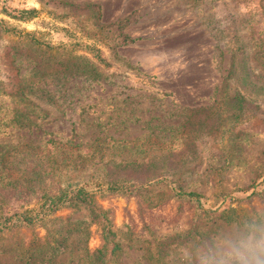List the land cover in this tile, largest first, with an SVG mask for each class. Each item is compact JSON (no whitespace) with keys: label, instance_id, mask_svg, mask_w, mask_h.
<instances>
[{"label":"rangeland","instance_id":"1","mask_svg":"<svg viewBox=\"0 0 264 264\" xmlns=\"http://www.w3.org/2000/svg\"><path fill=\"white\" fill-rule=\"evenodd\" d=\"M7 5L38 15L17 21L0 4V162H15L14 147L21 151V145L39 151L78 145L73 158H58L53 179L62 187H86L111 211L123 232L116 264H149L143 243L155 237L171 243L164 264H197V254L189 242L172 239L189 206L164 195L165 185L137 198L102 192L108 161L148 162L151 149L170 150L172 188L200 195L206 209L237 211L238 222L220 228L214 240L264 220V89H257L264 86V58L256 55L264 32L252 35V29L264 28V0H7ZM111 39L113 50L107 45ZM89 48L103 51L109 65L99 66L104 78L98 82L72 72L83 57L98 66ZM247 55L246 73L256 88L246 94L241 118L223 104L216 123L207 115L217 113L209 110H216L217 90L225 83L228 94L245 88L247 81L235 82L229 72ZM195 107L206 110L194 114ZM19 117L34 124L13 125ZM212 125L217 129L209 130ZM19 166H5L7 173L0 166V176L15 179L26 167ZM143 209L151 214L147 224L137 216ZM69 226L74 231L66 253L55 264H85L86 249H99L101 237L84 207L65 208L37 228L3 235L0 264H20L8 252L15 243L27 246L49 235L54 245Z\"/></svg>","mask_w":264,"mask_h":264},{"label":"trees","instance_id":"2","mask_svg":"<svg viewBox=\"0 0 264 264\" xmlns=\"http://www.w3.org/2000/svg\"><path fill=\"white\" fill-rule=\"evenodd\" d=\"M0 4L3 7V12L17 21L29 22L34 20L38 15V12L35 10L10 9L8 8L7 0H0ZM3 24L4 21H0V26ZM99 27L101 30L103 28H109L107 26ZM263 32L264 28L252 29V35H262ZM109 38L105 37L103 40H108ZM97 41L102 40L97 39ZM129 41L126 39L125 44ZM115 42L114 39H111L109 42L111 44H107L109 45L108 47L113 50ZM89 49L93 54V58L98 59V66L91 62V59L88 60L87 57H83L81 63L72 72L79 77H85L94 82H98L104 78V74L99 66L107 68L109 65L103 51L94 48ZM257 50L256 55L264 58V41L257 45ZM245 52L249 53L246 50ZM247 57L248 55L241 59V61L239 60L240 66L236 71L229 72V75L233 76L232 79L235 82L247 81L244 84L245 88L228 94L226 88L230 83H225L223 89L217 90L218 92L214 101L216 110L209 108V110L217 111L216 115L212 113L211 115H207V118L213 116L217 123L219 121L218 113L224 105L235 108V111L237 110V114H233L235 118L239 119L242 117L245 102H247L246 94L249 95L248 92L256 88L250 82L252 75L250 74L248 77L246 73L247 68L245 62L247 61ZM238 70L239 72H237ZM236 76H240V78H235ZM228 79L231 80L229 76ZM257 89H264V86L262 88L258 87ZM225 99L230 100V102H224L223 100ZM191 110L194 114H199L206 109L195 107ZM16 123L13 125L24 127L26 124H34V121L28 117H19ZM203 127L205 126L202 125ZM208 129L216 130L217 126L212 125ZM72 142L69 144L71 151H67L63 146L56 147L54 150L39 151V148H32L26 145H21V151H18L19 146H17L14 147L17 152L15 162L9 161V159H6V162L5 160H1L0 166H4L3 168L6 169V173L7 167L5 166L8 165L20 167L19 165L23 163L26 167L23 173L16 176L15 179H10L9 176H0V239L3 235L11 232L37 228L41 226L44 219L65 208L84 207L90 215L92 223L97 227V231L101 237V246L99 249L93 252H89L86 249L87 258L85 264H116L123 251V232L118 230L113 224L111 211L102 207L96 201V195L88 192L86 187H62L58 181L55 182L53 179V174L58 173L60 170L57 167L60 165L58 164V158L66 154L67 158L70 156L73 158V148H76L78 145H74ZM149 152L154 153V156L148 162L120 159L105 163L104 168L107 170L108 181L104 186L105 188L101 191L110 195L137 198L151 192L158 185H165L166 189L162 193L164 195L170 194L171 198L177 202L189 206L186 213L190 212L184 216L185 222L182 224L183 228L172 239L174 241L181 240L184 243L189 242L192 245L193 252L196 254L206 244H214V237L220 228L238 222L236 209H231L230 206L224 210L206 209L204 203L201 202L202 198L200 195L192 192L187 193L179 188H172L171 184L167 181L169 180L171 170H173L174 163L170 159V150L151 149ZM43 165H46V167ZM33 166H37V168H32ZM143 210H139L137 216L147 224L151 218V214L145 215V212L147 213L148 211L146 209ZM78 223L77 221L69 225L72 227V225H77ZM256 223H264V220H258ZM130 224L132 227H135V220L130 219ZM70 226L66 228L63 236L55 240L56 244L54 245H51V237L47 235L44 239L35 238L27 246L15 243L14 248L8 252L15 253L14 258L20 264H55L66 253L67 242L70 240L74 231ZM129 230L130 234H134L133 229ZM46 240L49 241L45 247L36 248L37 244H42ZM145 244L148 245L145 255L148 257L149 264H164L165 255L171 243L167 246L166 238L160 239L155 237L150 242H148V239H145L143 245ZM165 244L167 248L164 246Z\"/></svg>","mask_w":264,"mask_h":264},{"label":"clouds","instance_id":"3","mask_svg":"<svg viewBox=\"0 0 264 264\" xmlns=\"http://www.w3.org/2000/svg\"><path fill=\"white\" fill-rule=\"evenodd\" d=\"M197 264H264V223H250L235 234L222 235L206 244Z\"/></svg>","mask_w":264,"mask_h":264}]
</instances>
